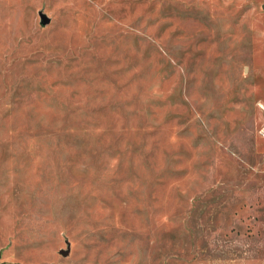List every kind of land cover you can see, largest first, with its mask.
<instances>
[{
	"label": "rangeland",
	"instance_id": "1",
	"mask_svg": "<svg viewBox=\"0 0 264 264\" xmlns=\"http://www.w3.org/2000/svg\"><path fill=\"white\" fill-rule=\"evenodd\" d=\"M263 121L264 0H0V264H264Z\"/></svg>",
	"mask_w": 264,
	"mask_h": 264
},
{
	"label": "built area",
	"instance_id": "2",
	"mask_svg": "<svg viewBox=\"0 0 264 264\" xmlns=\"http://www.w3.org/2000/svg\"><path fill=\"white\" fill-rule=\"evenodd\" d=\"M258 135H259V137H260L262 140H264V121H263L261 127L259 128Z\"/></svg>",
	"mask_w": 264,
	"mask_h": 264
},
{
	"label": "water",
	"instance_id": "3",
	"mask_svg": "<svg viewBox=\"0 0 264 264\" xmlns=\"http://www.w3.org/2000/svg\"><path fill=\"white\" fill-rule=\"evenodd\" d=\"M43 24H46L48 22V19L46 17H42Z\"/></svg>",
	"mask_w": 264,
	"mask_h": 264
}]
</instances>
